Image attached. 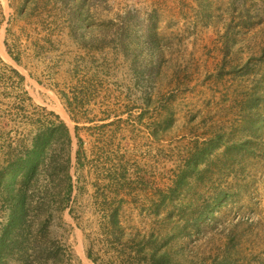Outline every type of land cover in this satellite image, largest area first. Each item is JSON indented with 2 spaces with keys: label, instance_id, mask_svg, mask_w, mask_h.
<instances>
[{
  "label": "rangeland",
  "instance_id": "rangeland-1",
  "mask_svg": "<svg viewBox=\"0 0 264 264\" xmlns=\"http://www.w3.org/2000/svg\"><path fill=\"white\" fill-rule=\"evenodd\" d=\"M22 2L0 0V158L44 109L63 108L73 133L63 226L32 241L77 258L45 264H264V133L248 132L264 118V0H84L90 33L75 43L58 17L55 61L34 58L53 25L19 19ZM6 220L0 202V237Z\"/></svg>",
  "mask_w": 264,
  "mask_h": 264
},
{
  "label": "trees",
  "instance_id": "trees-1",
  "mask_svg": "<svg viewBox=\"0 0 264 264\" xmlns=\"http://www.w3.org/2000/svg\"><path fill=\"white\" fill-rule=\"evenodd\" d=\"M47 1L48 3L43 9H41L42 0H23L20 6L17 8L12 6V9L21 20L25 19L34 23L45 19L46 22L53 25V30L47 29L50 32H47L42 43L36 40L32 45L35 59L44 58L55 61L58 57L54 54L61 53L58 51L62 44V40H55V34L58 31V17L66 16L68 33L63 37L68 36L75 43L81 44L90 32L84 26L86 23L84 0ZM49 8L50 10H48ZM65 31H67L66 28L60 30V33ZM91 38L96 40L95 38L98 36H91ZM13 54L15 57L13 59L23 66L20 54ZM26 68L28 67L26 66ZM10 71L21 81L25 80L17 70L11 68ZM54 73L51 71L52 75ZM31 76L34 77L33 73ZM18 84L22 88L20 81ZM61 95L66 101L72 103L67 94L62 92ZM42 112L41 116L28 117L25 124L30 128L28 132L19 141L4 146L1 154L0 202L3 209L6 210L7 220L2 227L3 233L0 237V264H9L10 261L18 264H45L53 260L51 251L56 253V256L67 258V261L70 262L77 258L67 245L61 244L57 240V245L54 242L52 247L51 243L46 240H41L39 246H37L38 241L35 242L36 244L32 241L34 233L48 232L49 223L55 224L59 221L63 226V213L68 208L76 188L72 174L73 133L59 115L48 112L46 109ZM72 118L75 121L73 116ZM249 120L248 132L250 135L253 137L262 136L264 118L250 116ZM76 130L79 135L80 127L77 126ZM79 138L78 162L81 161V152L84 146V140L80 136ZM196 151L192 157L194 161L201 158L204 152H208L200 147H196ZM194 161L189 162L188 171L180 174L175 185L176 188L187 183L185 177ZM222 201L223 195L217 196L212 206L203 209L198 221L203 222L211 217L215 212L216 203ZM110 217L114 221L115 214L112 213ZM37 223L38 230L35 231L33 228L37 229L35 225ZM144 262H147V259ZM150 262L151 264H165V257L155 253Z\"/></svg>",
  "mask_w": 264,
  "mask_h": 264
},
{
  "label": "bare ground",
  "instance_id": "bare-ground-1",
  "mask_svg": "<svg viewBox=\"0 0 264 264\" xmlns=\"http://www.w3.org/2000/svg\"><path fill=\"white\" fill-rule=\"evenodd\" d=\"M5 57L8 58L9 60H11L7 54H5ZM56 110L58 111V113L63 117V119L67 120L70 123V120L68 118V115L66 114V111L61 108V107H57Z\"/></svg>",
  "mask_w": 264,
  "mask_h": 264
}]
</instances>
